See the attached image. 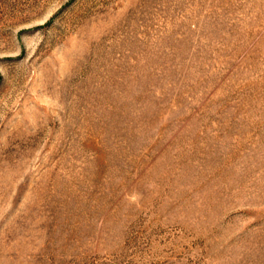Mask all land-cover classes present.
I'll use <instances>...</instances> for the list:
<instances>
[{"label": "rangeland", "instance_id": "374dc122", "mask_svg": "<svg viewBox=\"0 0 264 264\" xmlns=\"http://www.w3.org/2000/svg\"><path fill=\"white\" fill-rule=\"evenodd\" d=\"M0 264H264V0H0Z\"/></svg>", "mask_w": 264, "mask_h": 264}]
</instances>
